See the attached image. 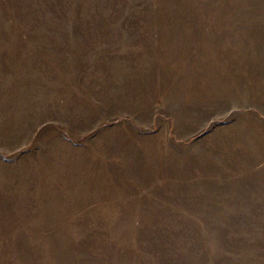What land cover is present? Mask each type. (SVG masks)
I'll return each instance as SVG.
<instances>
[{
	"label": "rangeland",
	"instance_id": "rangeland-1",
	"mask_svg": "<svg viewBox=\"0 0 264 264\" xmlns=\"http://www.w3.org/2000/svg\"><path fill=\"white\" fill-rule=\"evenodd\" d=\"M0 264H264V0H0Z\"/></svg>",
	"mask_w": 264,
	"mask_h": 264
}]
</instances>
